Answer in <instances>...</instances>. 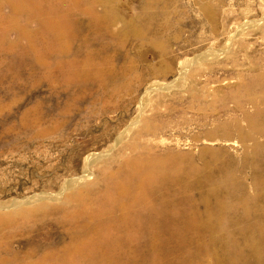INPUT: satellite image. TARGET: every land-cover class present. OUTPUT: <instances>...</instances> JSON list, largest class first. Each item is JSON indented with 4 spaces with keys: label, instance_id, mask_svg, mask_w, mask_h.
<instances>
[{
    "label": "rangeland",
    "instance_id": "1",
    "mask_svg": "<svg viewBox=\"0 0 264 264\" xmlns=\"http://www.w3.org/2000/svg\"><path fill=\"white\" fill-rule=\"evenodd\" d=\"M260 75L264 0H0V215L30 198L59 207L71 179L101 183L104 165L86 177L85 159L110 153L117 169L115 139L137 119L141 153L182 181L202 226L181 224L134 264H264V88L239 90ZM60 216L1 224L0 264H55L80 232Z\"/></svg>",
    "mask_w": 264,
    "mask_h": 264
},
{
    "label": "bare ground",
    "instance_id": "2",
    "mask_svg": "<svg viewBox=\"0 0 264 264\" xmlns=\"http://www.w3.org/2000/svg\"><path fill=\"white\" fill-rule=\"evenodd\" d=\"M25 3L23 4L26 6ZM30 4L33 6L32 3ZM101 19L96 18L94 22H101ZM189 67H191L190 64L181 66L180 78L186 77L185 75ZM261 79L264 80V76L260 75L249 81L244 80L241 82L239 90L244 92L251 101L255 98V93L260 88H264V81L261 83ZM149 91L148 89L147 92ZM188 93L192 97V102L200 101L193 89L188 90ZM215 94H217L216 91ZM236 95L239 98L236 96L229 97L230 103L241 101L240 95ZM146 102L148 103V100L145 96L141 101L142 107L145 106ZM239 102H236L235 107L242 109L243 103ZM136 120L125 131L121 132L118 136L116 135L117 138L113 146H121L119 148V151H121L119 153L121 162L117 169L112 170L107 165V162L111 159L109 158L110 153H104V155L91 154L85 159L84 172L87 174L86 177L89 176L91 167L104 165L101 183H83L85 185L76 187L77 185L75 186V182L72 179L71 181L68 180L64 185L66 191L65 196H63L64 198L58 199L61 201L59 207L51 206L48 202L49 199H24L26 201L22 204H12L6 207L8 214L6 216L4 214L0 215V225L4 223L25 224L29 222H40L45 220L50 214L59 212L61 215L60 221L64 225L73 226L74 232L78 230L80 232L78 231L73 235L74 237L72 238V242H70V246L59 251L61 254L56 253L57 255L54 258L55 264H119L123 257H128L127 259H130L134 264L138 251L159 249L168 234H177L176 232L179 231L178 229L181 224L185 223L184 225L190 230H194L199 226L201 227L202 223L198 220L196 210L194 209L193 204L195 201H193L192 194L189 193V195L183 197L178 193V189L175 190L178 186L184 187L182 181L174 177L175 175L173 173L167 172L163 168V160H159L158 162L141 153L140 138L148 135L149 126L146 121L142 122L139 120L136 122ZM135 124L141 125L136 130V134L134 133L136 136L131 141L125 143L126 132L132 131V127ZM122 150L123 152L129 151L130 154L125 155L122 153ZM100 166L98 167L100 168ZM155 172L159 173V182L161 181L163 186L162 192L159 190L156 192L155 190L153 191L150 185L151 181H154L153 174ZM141 184L146 185V188L142 189ZM134 185L138 186V191L135 195L129 197V189ZM194 188L195 184L186 187V189L191 190ZM5 204L1 203L0 207L4 209ZM183 205H186L185 208ZM170 211H172V214H169ZM117 213L119 216H116ZM171 224L174 225L171 226ZM85 249L89 251L85 252ZM52 255L46 254V257Z\"/></svg>",
    "mask_w": 264,
    "mask_h": 264
}]
</instances>
